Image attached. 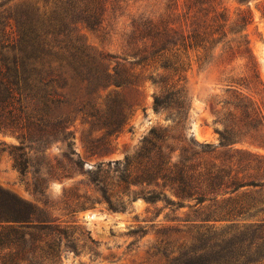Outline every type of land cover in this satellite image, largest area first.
Masks as SVG:
<instances>
[{
    "label": "rangeland",
    "instance_id": "374dc122",
    "mask_svg": "<svg viewBox=\"0 0 264 264\" xmlns=\"http://www.w3.org/2000/svg\"><path fill=\"white\" fill-rule=\"evenodd\" d=\"M83 1L0 0V58L35 53L30 61L57 78L72 132L69 147L62 137L33 132L25 139L21 132L0 130V189L52 228L12 235L16 261L220 264L242 256L243 264L259 258L264 254L259 211L264 208V0H111L94 27L85 20L90 11ZM146 18L173 29L157 44L170 50L135 63L136 53L150 51L156 32L138 29ZM192 33L200 36L183 46V37ZM15 42L17 49L1 46ZM158 95L166 103L156 108ZM121 111L126 123L109 135L102 122ZM147 139L152 140L148 156L162 147L175 159L185 155L202 171L198 185L205 201L177 203L156 176L150 180L144 173L148 158L124 169ZM32 147L23 171L13 156L25 163ZM221 167L226 171L220 173ZM234 176L238 184L257 185L241 186L233 195L250 192L262 204L230 216L218 207L222 196L211 198L231 190L220 182ZM100 187L118 210L110 208ZM152 190L154 201L146 198ZM8 250L0 248V255Z\"/></svg>",
    "mask_w": 264,
    "mask_h": 264
},
{
    "label": "trees",
    "instance_id": "16d2710c",
    "mask_svg": "<svg viewBox=\"0 0 264 264\" xmlns=\"http://www.w3.org/2000/svg\"><path fill=\"white\" fill-rule=\"evenodd\" d=\"M108 1L111 0H84V10L90 11V14L85 17L86 22L94 27L100 21H98L104 7ZM116 1V0H112ZM139 30H153L156 31L152 35L151 49L143 50L134 55L135 63H141L143 61L154 60L156 58L163 57L170 49L166 46L158 48L159 42H164L167 38V34L172 33V28L168 25H161L153 19L146 18L138 27ZM200 34L192 33L183 37V46H192L191 41L195 37H199ZM19 38V34H18ZM17 38V39H18ZM150 40V39H148ZM156 40V41H155ZM147 42V40H146ZM146 42L145 45H146ZM157 42V43H156ZM177 44V43H175ZM3 48L17 49V43L2 45ZM134 48V47H133ZM89 58L88 55H84ZM36 55L30 51L27 55V59L19 56H12L9 58H0V130H8L12 132H21V135L25 139L32 137L33 132H37L44 136L59 138L62 137L63 141L68 143L71 147L72 132L70 131L69 117L63 112L67 100L64 97L63 92H60L55 86L57 78L53 77L49 70L38 62L30 61L35 58ZM82 57L81 60H83ZM118 74L117 71H115ZM59 88H63L61 85ZM166 103V100L162 96H155L154 104L158 108ZM108 128V134L112 135L118 133L123 129L126 123L124 113L121 111L117 117L108 122H102ZM156 135V132H152ZM151 139L146 140V144L142 147L140 152L132 158L127 159L124 165L125 170H129V167L133 165V162H140L143 158H148V164H146L145 171L149 179H154V176L161 182H158V186H163L164 189H169L182 203L188 199H197L198 202H203L207 199V195L204 194L202 185H198L202 176V171L198 170L196 165L187 158L185 155L180 154L176 159L175 156L168 155L166 151L159 147L155 154L150 157L146 154L148 150L147 143H151ZM11 148V146H8ZM22 148V146H21ZM14 149H11L13 154ZM35 152L32 147L30 151H27L29 155L28 160L24 161L14 155L16 164L26 171L28 166H24L28 163L31 154ZM205 152V151H204ZM102 170L99 168L96 173H100ZM220 173L225 172V167L219 168ZM40 172V171H39ZM221 178V176H217ZM234 176L230 179V183L223 181L220 182L221 186L225 189H231L218 193L222 198L217 202L218 207L222 212L227 215H234L243 213L246 210L257 208L261 202L258 198L254 197L250 192H244L242 195H233L241 186L245 185H257L256 183L238 184ZM148 179V180H149ZM95 180H98L97 178ZM127 182L126 179H123ZM145 180L147 182H151ZM202 182V181H201ZM151 184V183H147ZM107 199L110 208L118 210L112 199L108 197V190L106 187L99 188ZM230 194L227 197L225 195ZM167 195V194H165ZM156 193L152 190L150 195L146 196L147 199H156ZM262 204V202H261ZM264 212V208L259 210ZM52 229L47 223L40 220L36 211L18 200L16 197L11 196L2 189H0V248L9 249L5 255H0L1 264H19L16 261L17 245L13 241L12 235L18 233L31 234L35 230H47ZM54 250V249H52ZM55 251H52L53 256ZM244 256V255H243ZM241 257L231 256L225 259L220 264H242ZM180 264H195L192 260L180 263ZM204 264H210V262H204ZM243 264H264V254L257 259H253L248 263Z\"/></svg>",
    "mask_w": 264,
    "mask_h": 264
}]
</instances>
